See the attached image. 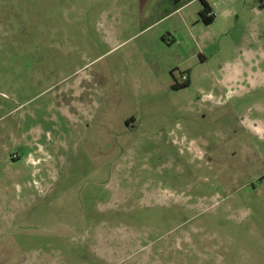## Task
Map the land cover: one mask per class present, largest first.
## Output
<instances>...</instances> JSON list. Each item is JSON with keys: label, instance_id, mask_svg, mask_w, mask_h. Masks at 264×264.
Listing matches in <instances>:
<instances>
[{"label": "rangeland", "instance_id": "1", "mask_svg": "<svg viewBox=\"0 0 264 264\" xmlns=\"http://www.w3.org/2000/svg\"><path fill=\"white\" fill-rule=\"evenodd\" d=\"M205 1L0 0V264H264V11Z\"/></svg>", "mask_w": 264, "mask_h": 264}, {"label": "flooded vegetation", "instance_id": "2", "mask_svg": "<svg viewBox=\"0 0 264 264\" xmlns=\"http://www.w3.org/2000/svg\"><path fill=\"white\" fill-rule=\"evenodd\" d=\"M126 127L128 134H132L137 131V127H131L128 125V122L126 121ZM247 135V132L244 133ZM192 150L191 147H187V150ZM202 151L200 152V154ZM234 153V152H233ZM256 158H260L259 155L255 156ZM5 162H8L6 165V168L9 169L10 167H13L16 162H18V158L15 159L14 155H10L8 158L4 159ZM5 204V205H3ZM8 205H11V199L9 201L8 197H6L5 201H1L0 209H8ZM8 212V211H7ZM6 212V214H7ZM8 223V222H7ZM147 224H141L139 227V233L135 238V241L133 242L136 248V251L138 253H144L149 258H155L160 260H168L169 257L173 256L175 253L174 248V242L173 237L169 232H163V229L157 228L158 225L152 226H146ZM6 226V228L12 227V224H0V228ZM142 228H146L142 231ZM177 247V246H176ZM178 249V248H177ZM135 251V252H136ZM15 264H47L46 261L41 260L40 258L33 259L32 261H29L27 257H23Z\"/></svg>", "mask_w": 264, "mask_h": 264}, {"label": "trees", "instance_id": "3", "mask_svg": "<svg viewBox=\"0 0 264 264\" xmlns=\"http://www.w3.org/2000/svg\"><path fill=\"white\" fill-rule=\"evenodd\" d=\"M259 2V10L264 11V2L262 0H258ZM202 9L199 12V17L204 25H211L215 20V14L213 13V10L209 6V4L205 0H201ZM189 85L188 81L178 85L174 84L173 89L174 90H180L184 89Z\"/></svg>", "mask_w": 264, "mask_h": 264}, {"label": "crops", "instance_id": "4", "mask_svg": "<svg viewBox=\"0 0 264 264\" xmlns=\"http://www.w3.org/2000/svg\"><path fill=\"white\" fill-rule=\"evenodd\" d=\"M209 4V6L211 7V9L213 8L214 4L213 3H210V2H207ZM241 75H242V71H239V70H236L234 71V73L231 74V76H229L225 82H228V83H238L242 78H241Z\"/></svg>", "mask_w": 264, "mask_h": 264}, {"label": "built area", "instance_id": "5", "mask_svg": "<svg viewBox=\"0 0 264 264\" xmlns=\"http://www.w3.org/2000/svg\"><path fill=\"white\" fill-rule=\"evenodd\" d=\"M263 2H264V0H262ZM182 80L184 81V82H186L187 81V77L186 76H183L182 77Z\"/></svg>", "mask_w": 264, "mask_h": 264}]
</instances>
